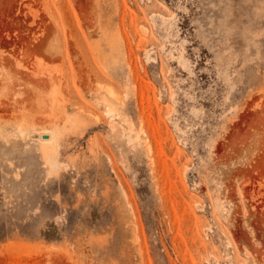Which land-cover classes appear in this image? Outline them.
I'll list each match as a JSON object with an SVG mask.
<instances>
[{"label": "rangeland", "instance_id": "obj_1", "mask_svg": "<svg viewBox=\"0 0 264 264\" xmlns=\"http://www.w3.org/2000/svg\"><path fill=\"white\" fill-rule=\"evenodd\" d=\"M2 101L0 264H264V0H0Z\"/></svg>", "mask_w": 264, "mask_h": 264}, {"label": "bare ground", "instance_id": "obj_2", "mask_svg": "<svg viewBox=\"0 0 264 264\" xmlns=\"http://www.w3.org/2000/svg\"><path fill=\"white\" fill-rule=\"evenodd\" d=\"M17 108V105L15 103H8V102H0V111H8V110H14ZM42 132H46V134H41L40 136L39 135H35V139L39 140L38 143H45V144H48V143H52L54 140H52V136L51 134H48V129L47 128H43ZM49 157H51V155L49 154L48 155Z\"/></svg>", "mask_w": 264, "mask_h": 264}]
</instances>
